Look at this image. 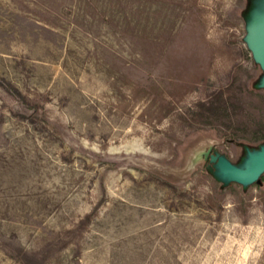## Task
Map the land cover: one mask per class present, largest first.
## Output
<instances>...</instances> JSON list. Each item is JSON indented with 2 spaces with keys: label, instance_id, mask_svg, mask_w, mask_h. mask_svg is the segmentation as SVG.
<instances>
[{
  "label": "rangeland",
  "instance_id": "374dc122",
  "mask_svg": "<svg viewBox=\"0 0 264 264\" xmlns=\"http://www.w3.org/2000/svg\"><path fill=\"white\" fill-rule=\"evenodd\" d=\"M264 0H0V264H264ZM212 147L218 159L196 160Z\"/></svg>",
  "mask_w": 264,
  "mask_h": 264
},
{
  "label": "water",
  "instance_id": "95a60500",
  "mask_svg": "<svg viewBox=\"0 0 264 264\" xmlns=\"http://www.w3.org/2000/svg\"><path fill=\"white\" fill-rule=\"evenodd\" d=\"M250 44L258 61L264 69V31L262 29H259L258 31L254 29L252 31ZM211 152L212 147H209L208 150L200 152L197 155L196 160H207L209 157L212 159H218V156L212 154ZM219 161L226 173L231 175L233 178L242 182H254L257 181L264 172V148L251 155V160L247 168H239L223 159H220Z\"/></svg>",
  "mask_w": 264,
  "mask_h": 264
},
{
  "label": "trees",
  "instance_id": "16d2710c",
  "mask_svg": "<svg viewBox=\"0 0 264 264\" xmlns=\"http://www.w3.org/2000/svg\"><path fill=\"white\" fill-rule=\"evenodd\" d=\"M260 138H264V132L262 133V135L260 136Z\"/></svg>",
  "mask_w": 264,
  "mask_h": 264
}]
</instances>
